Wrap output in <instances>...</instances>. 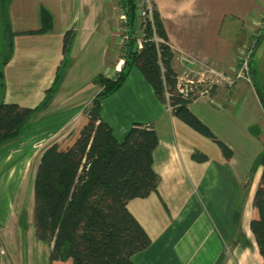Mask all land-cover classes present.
<instances>
[{"label":"crops","instance_id":"1","mask_svg":"<svg viewBox=\"0 0 264 264\" xmlns=\"http://www.w3.org/2000/svg\"><path fill=\"white\" fill-rule=\"evenodd\" d=\"M150 1L173 52L172 68L176 74L181 71L183 58L205 62L219 69L229 66L233 60L234 41L253 36L258 26L256 23L260 25L258 20L264 15V0ZM40 8L52 15V30L44 34H23L40 28ZM9 18L17 35L12 59L4 67L3 101L6 104L33 109L42 102L64 57L63 36L71 29L75 37L69 62L80 58L97 36L95 51L102 55L104 72L101 75L113 78L120 70L122 60L107 54L108 39L101 26L103 0H12ZM70 73L71 67L66 75ZM97 76L90 80L94 82ZM237 84L229 95L232 104H237L239 99V104L243 103L248 94L243 85ZM57 95L51 105L59 101L60 95ZM212 96L214 103H206L219 107L225 91L216 90ZM195 102L188 105L189 110ZM82 108L84 106L57 125L52 133L56 139L51 144L59 143L71 151L75 149L67 138H77L87 124L88 118ZM102 121L108 123L118 141L134 123L150 126L158 137V145L152 153V168L159 177L156 192L126 204L128 212L150 239V246L135 254L132 264L263 263L250 230V222L257 216L253 200L261 168L256 170L248 189H245L249 175H239L230 145L223 142L233 153L232 158L226 160L213 141L172 115L137 69H131L121 88L102 101ZM45 134L42 132L39 138L42 140ZM25 142L23 139L14 147L8 144L0 148V179L6 175L7 180L15 178L18 184L24 181L28 169ZM12 148L16 153L13 169L4 173L7 153ZM195 150L205 155L207 161L192 160ZM245 193L240 233L248 242L247 247L237 243L231 231L236 197L242 199Z\"/></svg>","mask_w":264,"mask_h":264},{"label":"trees","instance_id":"2","mask_svg":"<svg viewBox=\"0 0 264 264\" xmlns=\"http://www.w3.org/2000/svg\"><path fill=\"white\" fill-rule=\"evenodd\" d=\"M11 1L0 0V148L18 140L30 129L33 118L47 109L69 62L75 37L74 30L65 32L62 63L52 86L37 107L20 108L4 103V67L12 59L17 35L10 24ZM116 2L124 17L126 31L120 70L113 78L99 74L94 80L100 90L84 108L88 122L76 140L67 138L75 149L71 151L59 143L51 144L41 153L34 174L35 226L49 247V264H132V257L150 246V239L128 212L126 204L156 192L159 177L152 168V153L158 145V137L150 126L134 123L118 141L108 123L99 118L102 101L121 88L133 67L138 69L156 97L170 108L173 116L213 141L226 160L233 155L230 148L189 110L191 101L177 93L176 73L172 68L174 55L153 4L152 20H148L139 16V0ZM39 21L38 30L23 34H44L52 30V15L44 8H40ZM154 37L159 41L156 42ZM250 70L253 71L252 59ZM261 102L264 111V97ZM252 133L256 137L259 135L256 129H252ZM191 158L196 162L207 161V157L197 150ZM259 168L262 173L253 200L257 216L251 220L250 230L264 264V150L253 162L245 189ZM245 197L246 193L242 199L236 197L231 231L236 242L247 247L248 242L240 233ZM25 216L22 211L18 218L23 227Z\"/></svg>","mask_w":264,"mask_h":264},{"label":"rangeland","instance_id":"3","mask_svg":"<svg viewBox=\"0 0 264 264\" xmlns=\"http://www.w3.org/2000/svg\"><path fill=\"white\" fill-rule=\"evenodd\" d=\"M263 21L264 15L258 22L263 23ZM101 26L108 39L107 54L121 59L126 31L116 0H104V19ZM261 37V41L259 42L260 39H258L255 43L257 46L252 58L253 71L250 70L249 82L241 80L240 84H237V86L243 85L248 91L243 103L239 104V99L237 104H232L230 100L226 106L219 104L220 106L217 107V104L212 105L206 103L207 101L204 99H199L190 106L192 113L195 112L204 117L203 121L198 119L216 135L218 140L230 145L234 152V164L235 167H238L240 176L249 175L254 160L264 150V125H261V123L264 124V111L261 102V97H264V28ZM252 39V35H249L246 39L234 41L233 60L229 66L221 67V69L212 67L231 74L232 69L236 70L238 67V55L251 44ZM96 40L97 36L80 58L74 62L66 63L63 76L57 84L56 93L47 109L40 111L33 118L29 130H26L18 140L10 143V146L14 147V144L18 145L19 140L26 141L28 169L21 184H18L15 178L7 180L6 175L0 179V264H49V247L42 241L35 226L34 211L37 205L32 188L35 166L41 152L56 139L52 133L57 125L71 117L81 107H87L91 103L92 96L94 97L99 92L96 84L90 80L92 76L104 72L101 64L102 55L96 54L95 51ZM69 67H71V73L66 75ZM133 69L137 68L133 67ZM259 93L261 94L259 95ZM57 94L60 95L59 101H55L51 105L54 98L58 96ZM84 108L82 109L84 110ZM99 118L102 120V106ZM252 129L260 131L259 138L252 133ZM42 132L46 134L41 140L39 137ZM49 132L50 134L47 135ZM14 154L16 153L13 148L7 153L9 156L6 168H3L4 173L13 169ZM22 211L26 214L24 227L18 220Z\"/></svg>","mask_w":264,"mask_h":264},{"label":"built area","instance_id":"4","mask_svg":"<svg viewBox=\"0 0 264 264\" xmlns=\"http://www.w3.org/2000/svg\"><path fill=\"white\" fill-rule=\"evenodd\" d=\"M139 16L142 18H148L152 20L153 6L150 0H139ZM123 16L121 19L123 20ZM255 32L253 33L251 44H249L243 51L240 52L238 67L236 70L232 69L231 74L221 72L220 70L212 67L208 63L198 62L195 60H189L183 58V64H181V71L176 74V91L177 93L191 102L199 99H204L208 102L214 103L212 95L214 91L223 89L225 91V98L222 104H228L230 102V93L235 85L244 80L249 82L250 80V62L254 54L256 41L260 39L261 32L264 28L263 23L257 24ZM124 41L126 38L123 39ZM156 42L158 38L154 37ZM139 47H140V43ZM168 96V95H167ZM168 110L170 108L167 106Z\"/></svg>","mask_w":264,"mask_h":264}]
</instances>
